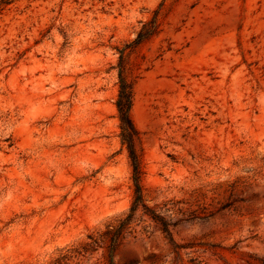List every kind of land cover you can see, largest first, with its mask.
<instances>
[{
  "label": "rangeland",
  "instance_id": "374dc122",
  "mask_svg": "<svg viewBox=\"0 0 264 264\" xmlns=\"http://www.w3.org/2000/svg\"><path fill=\"white\" fill-rule=\"evenodd\" d=\"M0 0V264L81 253L133 198L115 107L133 87L145 203L113 264H264V0ZM80 252V253H79Z\"/></svg>",
  "mask_w": 264,
  "mask_h": 264
},
{
  "label": "trees",
  "instance_id": "16d2710c",
  "mask_svg": "<svg viewBox=\"0 0 264 264\" xmlns=\"http://www.w3.org/2000/svg\"><path fill=\"white\" fill-rule=\"evenodd\" d=\"M1 4H8L5 0ZM156 31V26L153 24L147 27L143 24L140 31L136 34L135 39L127 44L124 49L119 51L117 63L118 72V93L115 101V107L119 120L120 142L125 147L129 163L131 166V180L133 185V198L128 211L115 220V224H107L105 231L100 236L101 240L88 237L89 243L84 244L81 248V253L87 251L94 252L97 250L99 241L105 244L106 258L108 264H113L114 252L126 235H132L135 231L133 223H141L146 219L158 225L160 230L166 235H170L169 227L171 224L163 218L155 210H152L145 203L142 189V178L144 168L141 161V154L138 148L139 133L135 128L131 119V107L133 103V87L132 83L127 80L125 75L124 51L133 49L152 36ZM80 253V252H79Z\"/></svg>",
  "mask_w": 264,
  "mask_h": 264
}]
</instances>
